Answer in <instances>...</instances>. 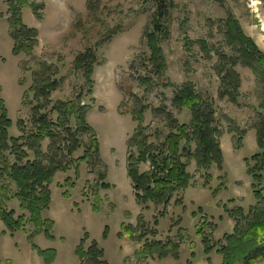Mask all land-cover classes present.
<instances>
[{
	"label": "rangeland",
	"instance_id": "obj_1",
	"mask_svg": "<svg viewBox=\"0 0 264 264\" xmlns=\"http://www.w3.org/2000/svg\"><path fill=\"white\" fill-rule=\"evenodd\" d=\"M11 1L0 0V102L11 122L9 137L17 139L34 131L33 110L43 103L35 97L39 87L35 81L41 78L44 85L49 81L58 85L44 99L49 104L45 114L55 123L57 114L52 109L57 103L85 107V123L99 144L97 166L82 160L90 134L76 136L79 145L71 157L64 150L69 140L59 128L56 133L64 137L57 140L60 150L48 139L40 145L45 166L58 165L59 171L49 186L51 203L42 215L54 222V240L39 235L33 240L35 246L55 251L52 264H80L76 251L87 234L82 248L86 251L94 241L107 264H222L215 252L204 254V236L197 233L202 228L212 244L224 243L225 237L251 220L249 212L258 203L246 163L263 152L257 130L264 116V85L238 60V46L228 41L226 23L231 18L264 55V0H26L37 13L21 8L19 18L37 38L31 52L18 56L12 54ZM158 3L166 15V35L158 37L166 62L161 75L150 68L146 38ZM87 52L93 58L91 87L85 69L75 67L77 58ZM233 72L240 82L234 101L222 85V77ZM184 85L191 86L215 113L222 163L212 166L208 181L205 171L190 160L191 187L178 193L160 216L161 207L156 210L136 201L127 177L128 142L138 127L133 112L143 107L142 126L149 143L159 146L172 130L169 120L191 124L190 111L173 104ZM74 124L71 117L70 128ZM25 151V161H33V152ZM148 169V165L141 167V171ZM99 173H106L108 189L99 188ZM1 182L5 193L0 192V207L23 215L14 198L16 188L8 180ZM261 184L259 189L264 181ZM140 218L153 232L147 241L174 243L173 255L137 257L143 243L132 242L122 228H136ZM105 227L108 234L103 239ZM31 231L27 224L24 232L10 235L0 220V233H5L0 237V264H46L31 249L27 240ZM255 264H264V259Z\"/></svg>",
	"mask_w": 264,
	"mask_h": 264
},
{
	"label": "trees",
	"instance_id": "obj_2",
	"mask_svg": "<svg viewBox=\"0 0 264 264\" xmlns=\"http://www.w3.org/2000/svg\"><path fill=\"white\" fill-rule=\"evenodd\" d=\"M25 7H29L35 14L37 13L36 6L29 5L26 0H12L9 5L11 12L10 35L14 42L12 50L14 56L31 52L33 45L36 44V32L27 28L19 18V10ZM156 9L151 22L152 32L146 33V38L150 49L148 62L150 68L154 73L161 75L166 69V62L158 46L160 39L158 37L166 35L164 21L166 15L159 3L156 5ZM226 25L228 41L234 46L235 44L238 46V60L243 66L250 68L257 81L264 85V55L252 41L243 36L240 28L231 21V18L228 19ZM225 58L222 56V60ZM92 63L93 58L89 52L79 56L75 62V67L85 69V78L90 87L92 86L90 78L93 74ZM227 73L226 76L222 77V85L226 87L225 91L227 94L229 93V96L231 95L232 101H234L233 96H235V91L238 90L240 84L239 77L234 72L231 76ZM35 82L39 85L35 97L42 98L43 103L33 110L35 129L28 136L17 139L9 137L8 130L11 127V122L8 120L3 103L0 102V163L2 165L0 169V192L5 193L4 187H1V181L8 180L11 185H14L17 190L14 198L19 201L20 211L23 213L21 216H16L14 212H7L0 207V220L10 235L18 231L24 232L26 225L29 224L32 231L27 236V240L31 249L36 251L46 264H52L56 258L55 251L41 250L33 243L34 238L39 235H44L47 240H54L52 236L54 222L44 219L42 215L51 203L49 186L59 171L58 165L45 166L40 153V145L45 139H48L51 145L54 144L53 146L60 150L57 140H63L64 137L60 133H56V129L59 128L69 140L64 150L66 155L71 157L79 145L75 140L76 136L83 133L90 134V145L82 160L97 166L96 154L99 144L94 131L85 123V107L81 108L75 103H57L52 109L57 114L54 123L49 115L45 114V108L49 104L44 99L56 89L57 82L49 81L48 84L44 85L41 78L36 79ZM173 104L178 108H186L190 111L192 119L189 127L179 125L175 120H169L172 127L171 132L162 144L154 146L149 143L146 130L142 126L144 109L141 107L133 112L138 127L128 142L126 170L136 201L142 206L151 204L156 210L161 207L160 216L166 214L168 206L178 193L185 192L191 187L193 179L187 172L190 160H195L197 167L205 171L208 181L212 179L209 175L212 166L215 164L220 166L222 163V153L217 140L218 130L213 125L215 113L212 107L205 105L189 85H184L177 92ZM71 117L75 121L73 128H70L69 125ZM242 136L238 138L241 139ZM257 137L258 146L263 152L252 155L246 163L254 183L253 194L258 203L249 212L251 220L247 222L245 228L225 237L224 243L212 244L203 233L202 228L197 233L204 236L202 241L204 254L209 255L215 252L221 256L222 264H255L257 260L264 259V187L259 189L262 181H264V116L259 124ZM193 146H195V151L192 152ZM26 149L33 152V161H25L28 156ZM11 157L12 159H10ZM144 165L149 166L147 171H141V167ZM106 179V173L98 174L99 188L108 189L109 184L105 183ZM97 198V194H95V199L97 200ZM0 205H2L1 202ZM93 210L98 211L97 206ZM122 230L132 242L143 243L142 250L137 254L139 259L154 257L155 255L158 259H162L168 255H173L177 248L172 242L164 244L155 240L150 241L148 239L147 241L146 238L152 237L153 232L149 231L142 218L138 220L136 228L123 226ZM4 234L3 232L0 233V237ZM107 234L108 229L105 227L102 238L106 239ZM87 237V234L84 235L76 251L80 264H107L104 252L94 241L90 242L86 251L82 248L87 242ZM173 257L176 258V256Z\"/></svg>",
	"mask_w": 264,
	"mask_h": 264
}]
</instances>
